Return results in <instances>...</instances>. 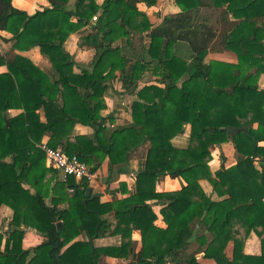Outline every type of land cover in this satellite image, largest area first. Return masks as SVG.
Instances as JSON below:
<instances>
[{
	"label": "trees",
	"instance_id": "16d2710c",
	"mask_svg": "<svg viewBox=\"0 0 264 264\" xmlns=\"http://www.w3.org/2000/svg\"><path fill=\"white\" fill-rule=\"evenodd\" d=\"M47 1L50 8L29 15L13 0H0V31L12 35L14 49L39 48L52 64L46 73L22 54L0 55V67L7 68L0 74V211L7 206L17 215L7 231L0 227V264H109L108 258L120 264H264V0H177L181 12L155 25L138 4L152 8L158 0H75L72 9V0ZM86 26L92 33L80 45L94 47L93 70L76 74L68 69L73 57L65 44ZM182 44L192 53L190 63L178 54ZM225 51L235 53L238 64L206 63L210 53ZM146 74L157 84L140 87ZM116 78L137 96L129 124L101 115ZM15 109L23 112L9 117ZM187 125L190 145L179 149L173 138ZM78 126L95 134L77 135ZM45 136L51 148L77 156L93 175L106 159L112 175L151 142L138 192L114 202L87 198V180L59 181L61 172L46 166L38 147ZM228 144L237 163L226 168L221 153L213 177L212 150ZM162 176L186 186L159 193ZM202 180L220 200L206 196ZM28 230L43 242L25 248ZM136 231L139 249L129 260ZM252 233L261 241L259 256L244 250ZM84 234L87 240L77 241ZM117 235L119 247L94 245Z\"/></svg>",
	"mask_w": 264,
	"mask_h": 264
},
{
	"label": "crops",
	"instance_id": "0c3cea01",
	"mask_svg": "<svg viewBox=\"0 0 264 264\" xmlns=\"http://www.w3.org/2000/svg\"><path fill=\"white\" fill-rule=\"evenodd\" d=\"M99 4H102L104 0H97ZM177 0H158V4L155 7L148 8L144 3L138 4V8L141 12L145 13L148 16L152 25L158 24L161 17L170 14H178L181 12L180 7L178 6ZM75 0L69 5V8L72 9L74 6ZM13 5L23 11H26L29 15L35 14L37 11H42L45 8H50V4L47 0H13ZM92 33L90 26H86L73 34L66 42L65 47L67 51L73 57V64L68 67L71 72L76 74H82L85 71L93 70V61L95 59L96 51L92 46H81L80 40L84 37H87ZM15 42L12 40V35L5 31H0V55L11 59L15 54L19 53L23 56L29 58L37 67L42 71L49 73L52 71L51 62L42 56L39 48H34L29 52L20 53L14 49ZM121 43L117 42L115 46H120ZM178 54L185 59L188 63L192 60V53L187 45L182 44L178 49ZM218 61L229 64H238V57L233 52H214L210 53L206 58V63ZM7 68L5 66L0 67V74L6 73ZM119 76V73H117ZM156 80L150 74H146L145 80L139 82L140 87L148 85H156ZM160 87L163 85L159 84ZM259 86L264 89V75L260 78ZM137 100L135 94L125 91L123 88L122 82L119 78H116L109 87V90L105 94V101L107 108L101 112L103 117H109L115 115L118 118L119 124H129L132 122V113L131 106L133 101ZM22 110H10L8 112L9 117H15L21 114ZM77 135H87L92 137L95 132L92 128L78 126L76 128ZM190 135L191 127L187 125L185 127V132L173 138V145L179 149H186L190 145ZM50 140L49 136H45L42 140L43 142L48 143ZM151 148V142L147 141L137 150H135L130 158L129 164L127 166L114 167L113 173L111 175L110 171V161L106 159L100 169L97 170L95 174V182L92 186V194L100 195L103 202H114L121 201L134 196L138 192V179L137 175L140 171L144 169V164L146 161V153ZM221 153L224 154L226 161L225 167L230 168L236 165V154L235 148L233 145H225L221 149L214 148L212 150V160L210 162V169L215 177L217 171L222 167ZM7 161H10L7 159ZM47 166V165H46ZM48 167V166H47ZM123 167V168H122ZM124 169V171L122 170ZM62 177L60 173V178ZM112 177V178H111ZM201 188L207 197L211 200L218 201L221 198L215 192L212 184L208 180L200 181ZM186 186V183L181 178L172 179L168 176H162L157 184V192L159 193H170L178 192ZM50 202V200H49ZM164 203V202H163ZM155 212L159 215V225L165 227V224L162 222V216L160 215L161 207H155ZM107 219H110L114 223L113 216H106ZM17 220V215L11 208L3 206L0 211V227L1 231H7L13 222ZM3 224L6 225L7 229L3 227ZM2 233V232H0ZM5 235V234H4ZM140 233H133V245L131 253L129 254V260L133 258L134 252L139 249L140 243ZM87 240V236L81 235L77 238V241ZM6 242V237L3 240L2 248ZM43 242V237L32 230H28L24 238V247H36ZM122 239L121 236H112L100 238L94 241V245L98 248L102 247H119L121 246ZM13 242L11 241L10 246ZM232 243L229 244L227 250L228 254L232 252ZM198 246L196 243L192 244L190 251L193 253L197 250ZM245 253L247 255L259 256L262 254V246L259 237L252 233L250 238L245 244ZM202 255V254H201ZM205 264H215L213 261L204 260ZM109 264H120L121 261L117 259L108 258Z\"/></svg>",
	"mask_w": 264,
	"mask_h": 264
},
{
	"label": "built area",
	"instance_id": "2783aa9c",
	"mask_svg": "<svg viewBox=\"0 0 264 264\" xmlns=\"http://www.w3.org/2000/svg\"><path fill=\"white\" fill-rule=\"evenodd\" d=\"M38 147L45 153L48 167L58 169L62 173L65 183L70 177H73L77 183L87 180L92 185L95 182L96 177L91 173L90 167L80 161L77 156L68 157L61 149H53L46 142L41 143ZM68 191L74 193L75 190L70 188Z\"/></svg>",
	"mask_w": 264,
	"mask_h": 264
},
{
	"label": "water",
	"instance_id": "95a60500",
	"mask_svg": "<svg viewBox=\"0 0 264 264\" xmlns=\"http://www.w3.org/2000/svg\"><path fill=\"white\" fill-rule=\"evenodd\" d=\"M230 132H233V131L230 130ZM91 195H92V189H88L87 190V198H90ZM162 204H164V203L162 202Z\"/></svg>",
	"mask_w": 264,
	"mask_h": 264
},
{
	"label": "rangeland",
	"instance_id": "374dc122",
	"mask_svg": "<svg viewBox=\"0 0 264 264\" xmlns=\"http://www.w3.org/2000/svg\"><path fill=\"white\" fill-rule=\"evenodd\" d=\"M46 165H47V162H46ZM48 166V165H47ZM63 180V178L61 177L60 178V175H59V181H62ZM3 227L5 228V229H7V227H6V225L5 224H3Z\"/></svg>",
	"mask_w": 264,
	"mask_h": 264
}]
</instances>
